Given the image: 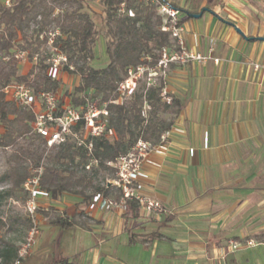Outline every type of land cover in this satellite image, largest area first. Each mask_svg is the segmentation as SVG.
Masks as SVG:
<instances>
[{
	"label": "crops",
	"instance_id": "obj_1",
	"mask_svg": "<svg viewBox=\"0 0 264 264\" xmlns=\"http://www.w3.org/2000/svg\"><path fill=\"white\" fill-rule=\"evenodd\" d=\"M166 1L179 11L185 46L211 60L167 72L165 91L181 110L138 179L163 212L146 216L135 203L103 210L100 196L85 206L70 194L41 193L38 204L68 218L84 212L85 227L70 228L90 237L68 259L79 264H264V0ZM40 225L24 264L47 240L43 228L56 227L44 216ZM230 241L243 246L231 251Z\"/></svg>",
	"mask_w": 264,
	"mask_h": 264
},
{
	"label": "trees",
	"instance_id": "obj_2",
	"mask_svg": "<svg viewBox=\"0 0 264 264\" xmlns=\"http://www.w3.org/2000/svg\"><path fill=\"white\" fill-rule=\"evenodd\" d=\"M99 4L101 10L95 12L86 0H10L9 6L0 0V149L10 150L7 169L0 176V184H7L8 189L0 191V204L18 195L26 197L21 185L31 171L40 167V191L52 200L70 194L86 206L97 196L118 199V190L106 181L98 182V177L113 179L114 169L108 163L126 154L138 139L158 143L160 136L171 128V117L181 110L172 97L170 104L161 100L162 81L149 88L141 84L130 99L108 106L111 136L94 140L92 153L97 166L86 171L87 159L82 148L72 144L47 148L31 131L32 113L5 99L3 89L11 83L23 84L34 93L59 88L60 81L51 74L47 63V35L56 30L59 35L54 37L53 44L72 67L68 76L78 80L70 93L74 96L73 104L81 102L80 96L100 102L114 98L116 85L126 77L129 68L155 63L161 48L170 44L169 35L160 31L162 19L157 7L167 4L177 8L166 0H99ZM96 23L104 27L106 36L107 64L102 68L91 65L95 59ZM22 51L27 53L30 63L23 74L19 72L20 61L14 56ZM144 102L149 106L146 118L141 115ZM43 215L59 230L86 225L83 211L71 218L54 214L51 209L43 211ZM23 225L25 230L30 228L28 222ZM13 226L7 227L6 232ZM3 227L5 224L0 223V230ZM17 249L0 237V264H11ZM57 264L79 263L59 259Z\"/></svg>",
	"mask_w": 264,
	"mask_h": 264
},
{
	"label": "built area",
	"instance_id": "obj_3",
	"mask_svg": "<svg viewBox=\"0 0 264 264\" xmlns=\"http://www.w3.org/2000/svg\"><path fill=\"white\" fill-rule=\"evenodd\" d=\"M144 1L156 2V0ZM5 5L9 6L10 0H5ZM157 12L162 19L160 31L167 33L171 42L168 46L161 48L155 63L148 62L129 68L126 77L116 85L114 98L100 102L88 96H80L81 102L73 104L74 96L70 94L72 92L66 94L62 84L55 91L34 93L31 88L23 84L11 83L3 89L5 99L32 113L31 131L45 142L47 148L66 144L82 148L87 159L84 168L90 171L97 166L92 153L94 140L111 136L108 130L109 105H119L130 99L141 84L149 88L160 81L163 82L160 98L166 104H170L171 97L166 93L164 86L170 67H183L190 63L205 64L211 60L210 55L194 52L185 46L177 9L161 4L157 7ZM56 35H59L57 30L47 35V63L51 74L62 83L65 75H68L67 71H72V67L68 64L67 57L53 44ZM14 56L20 63L28 62L27 53L24 51L16 52ZM36 59L37 55L33 56L32 61ZM212 61L215 64L218 63V59H212ZM148 111L149 106L144 102L141 109L142 117L146 118ZM166 137L167 134L163 133L156 144L138 139L126 154L120 156L114 163H108V166L114 169V178L106 183L118 190L119 198L100 197L101 209L124 212L129 203H135L146 216L157 217L163 212L159 201L139 191L138 179L143 163L151 153L161 149L166 142ZM41 173L40 167L21 185L28 195L26 210L32 225L19 245L16 257L11 264H24L36 244L39 234L37 210L38 198L41 194L39 188ZM228 244L231 251L243 246L242 243L233 241ZM246 244L252 245V242L249 241Z\"/></svg>",
	"mask_w": 264,
	"mask_h": 264
},
{
	"label": "rangeland",
	"instance_id": "obj_4",
	"mask_svg": "<svg viewBox=\"0 0 264 264\" xmlns=\"http://www.w3.org/2000/svg\"><path fill=\"white\" fill-rule=\"evenodd\" d=\"M86 4L91 10L95 12H99L101 10L99 0H86ZM96 29L98 32L94 44L95 59L91 62V65L94 68H102L107 64V58L105 55V29L99 23H96ZM24 65H26V69H29V62ZM20 67L21 65H19V71ZM63 80L64 81L60 83L64 87L63 91H66L67 94L73 92L74 88L77 85V78L65 75ZM9 153L10 150L0 149V176L7 169L6 159ZM34 174L35 171H31V176L29 178H31ZM107 179L110 178H107L106 176H99L97 181L103 183ZM2 189H8V185L0 184V191ZM21 189L23 192H25L22 187ZM27 200L28 195L26 193V197L18 195L13 198L5 199L0 204V223L5 224V227L0 230V237L4 241L12 243L17 248L23 242L27 232L31 229L32 225L31 219L29 218L26 210ZM40 204L37 210V225L39 230L38 237L41 234L40 218L44 216V210ZM27 222L30 228L25 230L23 224ZM11 225H14V228H12L11 231L6 232L7 227H10ZM42 232L43 236L47 237V240L45 242H40L38 246L39 250H36L37 246L35 247L31 258H29V264H52L60 258H67L73 260L76 257H79L80 253L90 243V237L85 235L83 232H80L79 230H59L57 227L52 226L49 229L43 228Z\"/></svg>",
	"mask_w": 264,
	"mask_h": 264
},
{
	"label": "water",
	"instance_id": "obj_5",
	"mask_svg": "<svg viewBox=\"0 0 264 264\" xmlns=\"http://www.w3.org/2000/svg\"><path fill=\"white\" fill-rule=\"evenodd\" d=\"M193 17H198V15H194Z\"/></svg>",
	"mask_w": 264,
	"mask_h": 264
}]
</instances>
